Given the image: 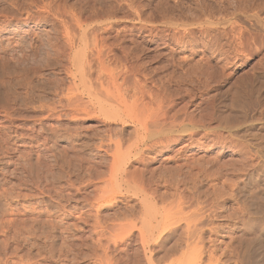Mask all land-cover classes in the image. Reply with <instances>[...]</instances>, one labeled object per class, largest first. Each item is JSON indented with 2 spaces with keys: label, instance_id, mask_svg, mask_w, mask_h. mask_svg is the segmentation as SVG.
I'll use <instances>...</instances> for the list:
<instances>
[{
  "label": "rangeland",
  "instance_id": "obj_1",
  "mask_svg": "<svg viewBox=\"0 0 264 264\" xmlns=\"http://www.w3.org/2000/svg\"><path fill=\"white\" fill-rule=\"evenodd\" d=\"M137 81L149 93L139 104ZM205 93L208 103L200 99ZM192 94L205 129L196 128L189 146L181 133L170 150L145 154L146 168L128 167L129 174L148 172L144 185L103 203L100 221L140 226L138 198L145 196L151 220L174 224L166 222L151 245L165 254L154 263L198 256L196 264H264V0H0V260L42 255L70 264L63 259L70 248L68 259L88 253L89 228L79 231L76 219L81 210L89 223L94 218L87 204L110 176L108 138L123 150L136 140L132 123L106 124L103 109L134 108L149 120L169 100L177 113ZM186 226L199 228L194 237ZM134 235L119 247L131 245L125 254L136 251L137 260Z\"/></svg>",
  "mask_w": 264,
  "mask_h": 264
},
{
  "label": "bare ground",
  "instance_id": "obj_2",
  "mask_svg": "<svg viewBox=\"0 0 264 264\" xmlns=\"http://www.w3.org/2000/svg\"><path fill=\"white\" fill-rule=\"evenodd\" d=\"M255 10V9H254ZM255 16H256V14H255ZM251 17V16H250ZM254 16H252V18H253ZM257 18V17H256ZM256 21V20H255ZM258 22V21H257ZM259 23V22H258ZM232 28L230 29L231 31H233L234 30V28H233V26H231ZM235 31V30H234ZM101 58V57H100ZM99 58V59H100ZM103 60V59H102ZM101 62V61H100ZM133 67H131V69H132ZM130 72H134L135 74L137 73V76L139 75V72H138V70H131ZM134 73H132V76H133V74ZM120 74V73H119ZM135 74H134V76H135ZM110 75V74H109ZM114 75V74H113ZM108 76V75H107ZM134 76H133V79H134ZM114 77V76H113ZM118 77V76H117ZM111 78V77H110ZM109 78V79H110ZM127 78V77H126ZM125 78V80L124 81H126L127 79ZM107 79V78H106ZM108 79V80H109ZM133 79H131V80H133ZM135 79L137 80V78L135 77ZM134 79V80H135ZM104 80V79H103ZM113 80V79H112ZM115 80V79H114ZM95 81L97 82V80L95 79ZM99 81V80H98ZM101 81V80H100ZM107 82V81H106ZM112 82L113 81H108V83H109V85H111L112 84ZM115 82H116V80H115ZM115 82H114V84H115ZM121 82V81H120ZM134 82V81H133ZM136 82V81H135ZM127 83V82H126ZM131 83V82H130ZM100 85H101V83H99ZM113 85V84H112ZM111 85V86H112ZM120 85V84H119ZM119 85H117V89H118V87H119ZM131 85V84H130ZM129 85V86H130ZM132 85H134V84H132ZM107 86H108V84H107ZM111 86H109V87H107V88H110ZM113 87V86H112ZM116 87V85H114V88ZM122 87V86H121ZM134 89H135V94H134V98L136 97V100L135 99H133L134 100V102L136 101V103H138V102H142L143 101V98H144V96H145V91L146 90H144L145 88V86H143V85H141L140 84V81L138 82L137 81V83L134 85ZM106 88V89H107ZM123 88H124V86H123ZM116 89V88H115ZM116 89V90H117ZM128 89V88H127ZM104 90V89H103ZM113 90V89H112ZM116 90H114V91H116ZM108 91V90H107ZM151 91V90H150ZM100 92V91H99ZM101 92H102V90H101ZM104 92V91H103ZM126 92V91H125ZM147 93H148V90L146 91ZM106 93V92H105ZM110 93H111V91H110ZM110 93H108L107 94V97H108V95L110 94ZM116 93H118V92H116ZM124 93V92H123ZM153 93V92H152ZM119 94V93H118ZM132 94V93H131ZM149 94V93H148ZM151 94V93H150ZM101 95V94H100ZM104 95V94H103ZM102 95V96H103ZM106 95V94H105ZM152 95V94H151ZM161 95V94H160ZM119 96V95H118ZM126 96V95H125ZM124 96V97H125ZM131 96V95H130ZM152 96H154V95H152ZM194 97H195V95L194 94H192L189 98H188V101H186V103L183 105V108L182 109H180V111H177V113L175 112V114L174 113H170V111L172 112V110L176 107V105H174V102H172V100L170 101L169 99H171V98H167L169 101H167L166 102V106L164 105V107H163V109L162 110H159L160 112H156L155 114H153V115H151V116H149L150 118H149V120H147V119H144L143 117V119H141V116L138 114V113H135V111L137 110V109H135V110H131V111H129V110H124V111H122L121 109H119V108H114V107H106L105 109H103V111L102 112H104V123H109V124H111V123H117V122H120V123H122V124H127V123H132L135 127H134V138H133V140H135V142L132 144V145H130L128 148H127V146H126V148H125V150H123V147L121 148L119 145V142L120 141H114V140H112V139H110V138H108V145L109 144H112L113 146V148H114V152H112V157H111V159H112V161L110 162L112 165L110 166V172H109V174H110V176L108 177V179L107 180H104V184H105V186L103 187V188H98L97 189V191L98 192H96V190H95V192L97 193V195L95 194L94 195V197H92V198H94V200H92L93 202L92 203H88L87 205H90L89 206V208H93V209H95V213H94V216H92V217H94L93 219H92V223H89V219H88V214L87 213H85L84 211H80V215H79V217L76 219V221L80 224V225H82L83 226V228L81 229V230H79V231H81V232H84L85 231V228L84 227H87V228H89V230L88 231H86V232H89L90 231V235L89 236H87L86 237V240H91V242H90V246H89V248L87 247V245H83V243H82V245L86 248H88L87 250H88V253H79V252H77V253H75V255L73 254V255H71V258L70 259H68V253H69V251H72L71 249L72 248H70V247H67V248H70L66 253H65V255L62 253V255H64L63 257H65V258H63V259H65V262L66 263H70V264H81V261H89V263L88 264H143L142 263V261H144V264H157V262L160 260V259H162L163 260V256L165 255H163L162 257L161 256H159L158 254L160 253V251H159V253H156V252H154V250L152 251V252H154V253H152L151 252V245L152 244H154V243H157L158 241H160L159 239H161L162 238V233L165 231V233L167 232L166 231V229L168 228V225H169V228H171L170 227V224H171V226L172 225H174V224H172L171 222H167L168 223V225L166 224V222L165 223H163L162 221L165 219V217L163 218V220H161V222H157L156 220H151L152 218H150L149 217V212L152 210L151 208V210H149V207L150 206H147L148 204H149V200H148V198L147 197H145V196H140L141 198H138L139 199V203H141V205H143V206H141L142 207V209H141V214L140 215H142L141 217H140V223H139V225L140 226H138V224H136L133 220L131 221V222H129V223H123L122 224V221L121 222H119V219H112L111 221H110V224L109 225H107V224H105L104 222L102 223L100 220V215H101V205L104 203H109V202H112V201H114L115 200V196H118V195H121V196H123V195H126L132 188H135L136 187V189H137V187H139L140 185H144V182H145V180H146V178L144 177L145 176V174H146V170L145 169H141V171H139V168H138V171L139 172H137L136 173V170L134 171V172H132L133 174H129L128 172H127V168L128 167H132V165H134V164H139V165H142L144 168H146L147 166L146 165H144V162L146 163V160H147V158H149V156L147 155V157H146V155L145 154H147V153H150V152H153V151H155L156 152V150L158 149V147L159 146H164V149L165 148H167V149H169L170 150V143H176V142H178V141H181V140H183L182 139V136H180L181 135V133L182 134H188V144H187V146H189L190 144H191V142H192V140H194L193 138H194V136H197V134H198V130L196 131V128L197 127H201V128H203L204 127V124H206V123H204V122H202V116L203 115H201L200 114V112H201V109H200V107H199V104H194L193 103V100H194ZM109 98H110V96H109ZM132 98V97H131ZM149 98V97H148ZM114 99V98H113ZM126 99V98H125ZM130 99V98H129ZM173 99V98H172ZM200 99H201V102H210V98L208 97V95H207V93H205V94H201L200 95ZM112 100V99H111ZM116 100V99H115ZM121 100V99H120ZM127 100V99H126ZM132 100V101H133ZM113 101V100H112ZM122 101V100H121ZM128 101V100H127ZM183 101V100H182ZM130 102V101H129ZM178 103V102H177ZM126 104V103H125ZM139 104V103H138ZM138 104H136V105H138ZM146 104V103H145ZM176 104V103H175ZM109 105V104H108ZM119 106H120V104H118ZM118 105H115V106H118ZM122 105V104H121ZM130 105V104H129ZM132 105V104H131ZM136 105H132V106H134L135 108H139V106L138 107H136ZM143 105V104H142ZM182 105V104H181ZM189 105V107H187ZM144 106V105H143ZM146 106V105H145ZM163 106V105H162ZM178 106L179 107H182V106H180L179 104H178ZM167 108L166 110H164V108ZM131 108V107H130ZM178 108V107H177ZM189 108L191 109V108H193L192 110H189ZM179 110V109H178ZM101 111V110H100ZM147 112V111H146ZM178 112L179 113H181L180 115L182 116V118L181 117H179L180 119H182L181 120V122H179L178 121V118L175 116L176 114H178ZM142 113H143V110H142ZM145 113V112H144ZM154 113V112H153ZM172 115V116H170V114ZM196 113H199V115H200V117H197V120H196V117L195 116H197L196 115ZM174 114V115H173ZM103 116V115H102ZM145 116V115H144ZM177 116H179V114L177 115ZM210 117H211V114H210ZM103 118V117H102ZM198 118H201V119H199L198 120ZM177 122H179L178 124H177ZM185 123H187V124H185ZM108 124V125H109ZM128 125V124H127ZM207 125V124H206ZM206 125H205V127H206ZM209 126V125H208ZM208 126H207V128H208ZM203 129H205V128H203ZM203 129H202V132L204 133V131H203ZM209 129V128H208ZM208 129H206V131L208 130ZM111 130V129H110ZM201 131V130H200ZM212 131V130H211ZM107 132V131H106ZM185 132V133H184ZM210 132V131H209ZM110 133H111V131H110ZM110 133H107V134H110ZM207 132H205V134H206ZM211 133V132H210ZM113 134V133H112ZM123 134V133H122ZM171 134V135H170ZM174 134H178L177 135V137H176V135L175 136H172V135H174ZM209 134V133H208ZM117 135V134H116ZM165 136V137H162V139H163V141H162V139H161V136ZM169 135H170V137H169ZM204 135V134H203ZM202 135V136H203ZM214 136H215V134H214ZM108 137H110V136H108ZM111 137H113L112 135H111ZM123 137V136H122ZM217 137V136H216ZM167 138V139H166ZM184 138V137H183ZM205 138V137H204ZM122 139V138H121ZM130 139V138H129ZM164 139H166L165 141H164ZM220 139V138H219ZM185 140V139H184ZM162 142H164V143H162ZM123 143V142H122ZM103 145H105V144H103ZM109 147H111L110 145H109ZM186 147V146H185ZM100 148V147H99ZM106 148H108V146L107 147H105V149ZM188 148H190V147H188ZM101 150V149H100ZM110 150V149H109ZM113 150V149H112ZM106 151H108V150H106ZM130 154H133V155H130ZM99 164V163H98ZM96 165H97V162H96ZM95 165V166H96ZM110 165V164H109ZM180 167H178L177 169H175V170H178L179 168H181V166L182 165H179ZM185 166H186V164H185ZM97 167H99V166H97ZM177 167V166H176ZM93 168V167H92ZM158 169V168H157ZM107 170V169H106ZM152 170H155V169H152ZM152 170H150V171H152ZM94 172H97V170L95 171L94 170ZM108 172V171H107ZM177 172V171H176ZM182 172V171H181ZM101 173V172H100ZM148 173V172H147ZM153 173V171L151 172V175H153L152 174ZM155 173V172H154ZM174 173V172H173ZM172 173V174H173ZM178 173V172H177ZM92 174H93V172H92ZM99 174V173H98ZM175 174V173H174ZM190 174V173H189ZM94 175H95V173H94ZM94 175H92V176H94ZM181 175V174H180ZM180 175H178L179 177H180ZM91 176V177H92ZM99 176H101V175H99ZM150 176V175H149ZM157 176V175H156ZM172 176V175H171ZM171 176H169L170 178H171ZM96 177V176H95ZM158 177V176H157ZM173 177V176H172ZM176 177H177V174H176ZM100 178V177H99ZM98 178V179H99ZM103 178V177H102ZM158 178H160V177H158ZM162 178V177H161ZM178 178V177H177ZM177 178H175V175H174V179H177ZM97 179V178H96ZM101 179V178H100ZM154 179V178H153ZM173 179V178H172ZM171 179V180H172ZM183 179H184V177H183ZM183 179H182V181H183ZM154 180H156V179H154ZM160 180V179H159ZM166 181V180H165ZM177 182H178V180H176ZM150 182V181H149ZM155 182V181H154ZM161 182V181H160ZM176 182V183H177ZM183 182H185V181H183ZM146 183H148V182H146ZM151 183V182H150ZM173 183V182H172ZM180 183L182 184V182L180 181L179 183H177L178 185H180ZM157 184H159L158 182H157ZM156 184V185H157ZM169 184H171L170 183V181H169ZM174 184V183H173ZM172 184V185H173ZM148 185V184H147ZM166 185V184H165ZM167 185H168V182H167ZM167 185L165 186V187H167ZM175 185V184H174ZM73 186V185H72ZM150 187V186H149ZM159 187V186H158ZM169 187H171V186H169ZM176 187H177V185H176ZM180 187V186H179ZM178 187V188H179ZM139 188H141V187H139ZM174 188H175V186H174ZM173 188V189H174ZM95 189V188H94ZM155 189V188H154ZM177 190V189H176ZM140 191V190H139ZM145 191V190H144ZM155 192V191H154ZM141 193V192H140ZM139 193V194H140ZM143 193V192H142ZM141 193V194H142ZM150 193V192H149ZM179 193V192H178ZM176 194V193H175ZM182 194V193H181ZM138 195V194H137ZM142 195H144V194H142ZM157 194L155 193V196H156ZM163 195V194H162ZM161 194H160V196H162ZM177 195V194H176ZM183 195V194H182ZM182 195H180V196H182ZM136 196V195H135ZM147 196V195H146ZM151 196H153L154 197V195H151ZM175 196V195H174ZM178 196V195H177ZM179 196V197H180ZM134 197V196H133ZM158 197H159V195H158ZM158 197L156 196V198L158 199ZM163 197V196H162ZM182 197H184V196H182ZM186 197V196H185ZM121 198V197H120ZM152 198V197H151ZM155 198V197H154ZM154 198H152V199H154ZM156 198H155V200H156ZM181 198V197H180ZM179 198V200L182 202V200L181 199H183V198H181L180 199ZM160 199H162V198H160ZM186 199H188V198H186ZM125 200V199H124ZM130 200V199H129ZM154 200V201H155ZM178 200V201H179ZM183 200H185V199H183ZM123 201V200H122ZM126 201V200H125ZM159 201V200H158ZM148 202V204H146ZM167 202V201H166ZM180 202V203H181ZM115 203V202H114ZM183 203V202H182ZM103 204V205H104ZM111 204V206L112 205H115V204H112V203H110ZM138 204V203H137ZM151 204H154V203H152V201L150 202V205ZM108 206H110L109 204H107ZM183 205V204H182ZM128 206V205H127ZM153 206H155V204L153 205ZM158 206V205H157ZM179 206V205H178ZM180 206H181V204H180ZM179 206V207H180ZM105 207H106V205H105ZM139 207V206H138ZM103 208V207H102ZM110 209V208H109ZM115 209V208H114ZM126 209V208H125ZM135 209V208H134ZM130 210V209H129ZM156 210H158V209H155V211ZM138 211H140V210H138ZM164 211V210H163ZM198 211H200V209H198ZM197 211V212H198ZM133 212V210H130L129 211V213H131V214H136V213H132ZM160 212V211H159ZM158 212V213H159ZM178 212V211H177ZM196 212V211H195ZM196 212V213H197ZM201 212V211H200ZM116 213V212H115ZM122 212H120V214H121ZM153 213V212H152ZM155 213V212H154ZM86 214H87V216H86ZM117 214H118V212H117ZM125 214V213H124ZM128 214V213H127ZM130 214V215H131ZM161 214V213H160ZM179 214V213H178ZM200 214V213H199ZM199 214H198V216H199ZM91 215V214H90ZM130 215L128 216V217H130ZM159 215V214H158ZM195 216L197 215V214H194ZM118 216V215H117ZM122 216H124L123 214H122ZM127 216V215H126ZM132 216V215H131ZM135 216V215H134ZM152 216V215H151ZM157 216V215H156ZM197 216V217H198ZM90 217V216H89ZM120 217H121V215H120ZM125 217V216H124ZM137 217V216H136ZM154 217V216H153ZM160 217V216H159ZM158 217V218H159ZM162 217L163 216H161V219H162ZM59 218V217H58ZM157 218V219H158ZM201 218V217H200ZM62 219V218H61ZM124 219H126V217L125 218H123L122 217V220L124 221ZM137 219V218H136ZM155 219V218H154ZM160 219V218H159ZM168 219V218H167ZM167 219H165V220H167ZM121 220V219H120ZM168 220H170V219H168ZM198 220V219H197ZM201 220V219H200ZM62 221V220H61ZM138 221V220H137ZM50 222V221H49ZM49 222H48V225H49ZM59 222V221H58ZM46 223V222H45ZM188 223V222H187ZM47 224V223H46ZM51 225H52V223H51ZM54 226H58V225H56L55 223L53 224ZM52 225V228H55L54 226ZM191 225V224H190ZM81 226V227H82ZM195 226V225H194ZM187 227V226H186ZM190 227H192V226H190ZM189 226L187 227V231H185L186 232V234H189V232H195V231H193L194 229H196L197 227H195L194 229L193 228H190ZM60 228V227H59ZM172 229V228H171ZM191 229H192V231H191ZM199 228H197V230H198ZM170 230V229H169ZM168 230V231H169ZM185 230V229H184ZM133 231L134 232H136V237H135V235H134V233H133ZM200 232V231H199ZM85 233V232H84ZM191 233H190V235H191ZM193 233H192V236H193ZM197 233V232H196ZM134 235V237L135 238H137L138 239V244L137 245H139V247H140V249H141V253L140 254H142V256L141 255H137L136 254V256H138L137 257V260L135 259L136 257H135V253H137L136 251H134L135 253L133 254L132 252H130L131 250H129V252L130 253H132V257L133 258H130L131 256V254L130 255H126L127 254V247L129 246H124L122 249L119 247L120 246V244L122 243L123 245L127 242V241H130V239L131 238H133V235ZM185 234V235H186ZM195 234V233H194ZM127 235V236H126ZM190 235H188L189 236V239L191 238L190 237ZM72 236V235H71ZM164 236V235H163ZM127 237V238H126ZM187 237V236H186ZM194 237V236H193ZM198 237H199V234H198ZM127 239V240H126ZM188 239V240H189ZM192 239V238H191ZM77 240V239H76ZM82 240V241H81ZM126 240V241H125ZM77 241H79V240H77ZM80 241L81 242H84L85 241V239L83 240L82 238H80ZM188 242V241H187ZM6 244V243H5ZM121 244V245H122ZM129 244V243H128ZM134 244V243H133ZM70 245V244H69ZM122 245V246H123ZM131 246V245H130ZM129 246V247H130ZM138 247V246H137ZM151 247V248H150ZM175 248H176V246H175ZM81 249V248H80ZM171 249V248H170ZM174 249V248H173ZM16 250V256H18L17 255V249H15ZM58 250V249H57ZM84 250H86V249H84ZM166 250V249H165ZM169 250V249H168ZM61 251V250H60ZM172 251V250H171ZM177 251V250H176ZM50 252V251H49ZM58 252V251H57ZM122 252H124L123 254H122ZM170 252V251H169ZM197 252V251H196ZM212 252V251H211ZM6 253V252H5ZM74 253V252H73ZM126 253V254H125ZM167 253V252H166ZM171 253V252H170ZM170 253H168V254H170ZM210 253V252H209ZM8 254V253H7ZM54 254V253H53ZM70 254V253H69ZM122 254V255H121ZM172 254V253H171ZM212 254V253H211ZM12 255H13V253H12ZM11 255V256H12ZM126 255V256H125ZM158 256V258L160 257V259H154L153 260V258L155 257V256ZM174 255V254H173ZM196 255H198L197 253H196ZM195 255V256H196ZM200 255V254H199ZM6 256V255H5ZM8 256V255H7ZM15 255H14V257H16ZM27 257L26 258H28V259H25V260H27V262L25 263H22L23 261H22V259L25 257H23V255L22 256H19V257H17V261L18 262H15L14 261V259H13V261L14 262H11L12 264H31V263H33V264H51L52 262H53V260H52V258H51V260H52V262L50 263V257L49 258H47V257H43L42 255H37L36 257L35 256H29V255H26ZM120 256V257H119ZM130 256V257H129ZM140 256H141V258H140ZM156 256V257H157ZM168 256V255H167ZM55 257V256H54ZM165 257V256H164ZM191 257V256H190ZM199 258L200 257H198V256H196V258L195 259H197V261L195 260V263H193V264H196L197 262L199 263ZM189 259V258H188ZM11 260H12V257H11ZM31 260H35V261H33V262H30V263H28L29 261H31ZM156 260H158L156 263H154V261H156ZM191 259H189V261H190ZM194 260H191V262L193 261L194 262ZM6 261V260H5ZM22 261V262H21ZM133 261V262H132ZM164 261V260H163ZM166 261V260H165ZM188 261V262H189ZM55 262V261H54ZM160 262H162V261H160ZM188 262H186V263H188ZM191 262H189L188 264H192ZM181 263V262H180ZM201 264H202V262H200ZM0 264H7V262H2V260H0ZM178 264H179V262H178Z\"/></svg>",
  "mask_w": 264,
  "mask_h": 264
}]
</instances>
